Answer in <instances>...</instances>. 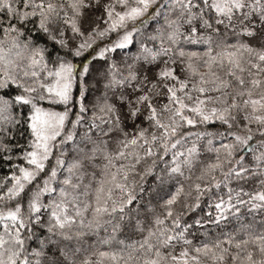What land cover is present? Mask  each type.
Returning a JSON list of instances; mask_svg holds the SVG:
<instances>
[{"label": "snow or ice", "instance_id": "6c2138e0", "mask_svg": "<svg viewBox=\"0 0 264 264\" xmlns=\"http://www.w3.org/2000/svg\"><path fill=\"white\" fill-rule=\"evenodd\" d=\"M0 169V264H264V0H0Z\"/></svg>", "mask_w": 264, "mask_h": 264}, {"label": "trees", "instance_id": "16d2710c", "mask_svg": "<svg viewBox=\"0 0 264 264\" xmlns=\"http://www.w3.org/2000/svg\"><path fill=\"white\" fill-rule=\"evenodd\" d=\"M117 55H118V53H117ZM86 56H87V54H86ZM6 169H0V172H3V171H5Z\"/></svg>", "mask_w": 264, "mask_h": 264}]
</instances>
